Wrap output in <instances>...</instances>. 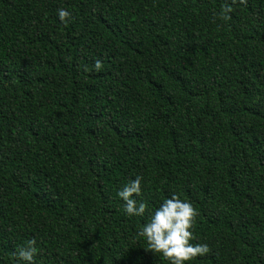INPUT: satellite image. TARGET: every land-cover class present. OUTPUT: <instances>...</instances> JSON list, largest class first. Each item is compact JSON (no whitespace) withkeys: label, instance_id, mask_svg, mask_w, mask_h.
Listing matches in <instances>:
<instances>
[{"label":"trees","instance_id":"1","mask_svg":"<svg viewBox=\"0 0 264 264\" xmlns=\"http://www.w3.org/2000/svg\"><path fill=\"white\" fill-rule=\"evenodd\" d=\"M173 194L185 264H264V0H0V264H171L138 232Z\"/></svg>","mask_w":264,"mask_h":264},{"label":"clouds","instance_id":"2","mask_svg":"<svg viewBox=\"0 0 264 264\" xmlns=\"http://www.w3.org/2000/svg\"><path fill=\"white\" fill-rule=\"evenodd\" d=\"M237 2L247 4V0H231L232 4ZM232 10L230 4H225L219 18L229 20V13ZM58 16L65 23L72 19L71 12L63 8L58 10ZM94 68L97 71L101 70V62L97 60ZM142 180L143 177L137 175L135 180L130 181L118 192V196L125 201V212L128 216H144L147 211V204L145 202L138 204L134 198L142 194ZM198 215L197 209L190 202L181 200L179 196L173 194L151 213L138 235L146 238L147 249L162 254L164 259L171 261V264H185L186 261L204 256L210 251L207 244L190 242L195 239L191 229L194 228ZM36 244L35 238L29 240L26 247L18 248L15 256L27 264H32L34 256L38 254Z\"/></svg>","mask_w":264,"mask_h":264}]
</instances>
